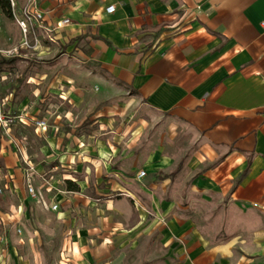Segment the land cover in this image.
<instances>
[{
    "label": "crops",
    "instance_id": "0c3cea01",
    "mask_svg": "<svg viewBox=\"0 0 264 264\" xmlns=\"http://www.w3.org/2000/svg\"><path fill=\"white\" fill-rule=\"evenodd\" d=\"M16 2L20 12L26 0ZM31 2L50 27L70 20L51 32L44 53L58 52L60 46L65 52L77 49L90 66L105 68L87 81L104 88L111 80L107 90L129 92L131 103L165 123L170 139L192 137L186 158L157 144L142 148L137 159L146 169L140 179L148 182L155 174L158 179L153 189L161 191L162 217L168 221L163 225L165 263L264 264V0ZM111 4L115 11L107 13ZM55 63L60 68L64 62ZM58 78H64L71 101L80 103L85 92L74 85L77 79ZM4 97L9 111L24 118L8 132L0 129V160L15 167L1 177L5 185L21 186L22 160L31 164L45 158L55 143L63 151L58 162L66 181L94 168L111 169L104 159H114L113 141L85 140L74 129L56 138L60 116L53 107L47 114L56 116L54 123L48 121L46 131L35 129L49 137L48 144L30 151L26 119L35 128V119L46 120L15 113L13 94ZM93 254L85 255L87 261Z\"/></svg>",
    "mask_w": 264,
    "mask_h": 264
},
{
    "label": "rangeland",
    "instance_id": "374dc122",
    "mask_svg": "<svg viewBox=\"0 0 264 264\" xmlns=\"http://www.w3.org/2000/svg\"><path fill=\"white\" fill-rule=\"evenodd\" d=\"M31 3L26 0L24 6ZM20 40L17 22L0 8V47ZM42 44L43 49L46 42ZM40 50H25L16 62L2 64L0 96L13 94L15 113L27 111L32 117L45 118L48 124L54 123L56 116L47 110L55 108L60 116L56 138L72 134L74 129V134L80 133L85 140L113 141L114 159H104L111 169L94 168L87 176L74 177L71 182L77 189H69L64 180L58 162L63 151L57 143L51 154L31 164L21 152L14 151L26 170L25 182L18 187L10 182L5 185L1 177L15 167H5L0 160V264H166L163 225L168 221L162 217L161 191L153 189L158 179L156 174L148 182L140 179L137 173L146 169L137 159L142 148L151 150L157 144H167L177 150L179 158H186L192 137L170 139L165 123L131 103L129 92L107 90L108 84L113 87L111 80L104 88L95 80L87 81L105 68L97 63L90 66L77 49L65 52L60 46L54 53ZM60 57L64 63L57 68L55 62ZM61 74L77 79L74 85L85 92L80 103L69 98L64 78H58ZM28 120L25 132L34 152L47 145L49 137L38 136L37 127ZM53 165L58 168L51 170ZM28 179L39 182L35 197L27 192ZM44 201L56 203L58 210L50 211ZM87 253H94L88 261Z\"/></svg>",
    "mask_w": 264,
    "mask_h": 264
},
{
    "label": "built area",
    "instance_id": "2783aa9c",
    "mask_svg": "<svg viewBox=\"0 0 264 264\" xmlns=\"http://www.w3.org/2000/svg\"><path fill=\"white\" fill-rule=\"evenodd\" d=\"M10 7H12V17L14 18L15 22H17L19 27L21 40L18 44L11 47L2 49L0 48V60H2V58L17 57V55H20L23 50H36L41 48L43 41L46 39L52 40L51 32H53V30L59 29L60 27L70 23V20L64 18L59 21L56 26L50 27L44 24L43 14L35 5L30 4L29 6H24L19 13H16L15 2L14 0H10ZM114 11L115 5L111 4L106 7L107 13H113ZM7 105L8 97L0 96V129H2L4 132H8L12 126L17 124V122L22 121V115H13L7 108ZM34 123L36 124L37 129L46 131L48 128L47 122L42 119H35ZM144 175V170H141L137 173V176L140 178ZM37 188L38 185L32 180L28 179L27 192L35 197ZM44 206L47 209H57L56 203L47 204L44 201ZM261 208L264 210V205H262Z\"/></svg>",
    "mask_w": 264,
    "mask_h": 264
},
{
    "label": "trees",
    "instance_id": "16d2710c",
    "mask_svg": "<svg viewBox=\"0 0 264 264\" xmlns=\"http://www.w3.org/2000/svg\"><path fill=\"white\" fill-rule=\"evenodd\" d=\"M0 8L5 15L12 17V7H10V0H0ZM17 57H12L9 59L2 58V60H0V69L2 68L3 63H14V62H16ZM68 187H69V189H77V186L74 183H72L71 181H68Z\"/></svg>",
    "mask_w": 264,
    "mask_h": 264
}]
</instances>
